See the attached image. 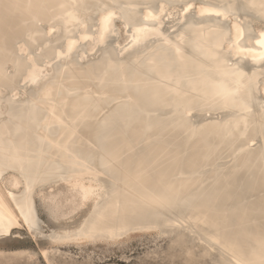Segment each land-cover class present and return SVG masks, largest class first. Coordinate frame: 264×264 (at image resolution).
I'll list each match as a JSON object with an SVG mask.
<instances>
[{"label":"bare ground","instance_id":"6f19581e","mask_svg":"<svg viewBox=\"0 0 264 264\" xmlns=\"http://www.w3.org/2000/svg\"><path fill=\"white\" fill-rule=\"evenodd\" d=\"M151 1L0 0V236L113 240L181 207L264 264V24L238 12L264 0ZM37 196L64 227L91 210L46 235Z\"/></svg>","mask_w":264,"mask_h":264},{"label":"rangeland","instance_id":"374dc122","mask_svg":"<svg viewBox=\"0 0 264 264\" xmlns=\"http://www.w3.org/2000/svg\"><path fill=\"white\" fill-rule=\"evenodd\" d=\"M199 1L196 0L197 5ZM155 2L156 0L150 3L155 5ZM114 3L128 8L124 0H114ZM181 4L182 2L178 3L179 6ZM99 5L100 3H95V8ZM139 8L142 9V6ZM238 12L240 16L257 20V26L264 24V20L255 11L248 10L241 1L238 3ZM118 20L119 41L124 44L128 33L122 20ZM6 62L7 60H2V65ZM240 189L244 193L247 187L245 185ZM36 207L46 235L52 231L63 232L80 227L91 210V205L83 207L67 220L69 226L64 227L66 222L55 220L38 196ZM179 210L181 207L139 218L143 222L141 225H134L131 227L133 230L130 229L113 240L103 237L55 242L48 236L34 235L26 225H21L14 229L11 236H0V264H231V257L224 248L212 245V230H202L192 222L189 226L181 225L175 218H178ZM166 216L169 217V223Z\"/></svg>","mask_w":264,"mask_h":264}]
</instances>
